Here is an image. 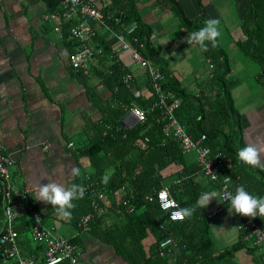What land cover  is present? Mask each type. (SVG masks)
Listing matches in <instances>:
<instances>
[{"label":"crops","instance_id":"crops-1","mask_svg":"<svg viewBox=\"0 0 264 264\" xmlns=\"http://www.w3.org/2000/svg\"><path fill=\"white\" fill-rule=\"evenodd\" d=\"M55 1L0 0V141L14 159L9 169L10 179L17 187L29 188L32 200L46 215L45 221L54 224L59 235L78 240L81 264H129L101 241L93 228L89 232L81 231L60 217L50 204L35 200L33 185L37 181L41 184L56 181L69 186L76 179L82 180L86 173L97 175L96 166L87 156H76V149L89 142L84 131V114L97 120L99 112L88 100L85 87L71 75L70 37L64 38V33L54 30L53 22L44 20V15L52 12L49 4ZM135 1L142 21L152 28V44L167 62L169 71L187 93L197 94L201 84H207L210 79L209 60L198 45L185 42L186 35L171 10L157 0ZM178 1L191 19L203 12L209 19H219L218 40L231 67L228 79L233 84L234 105L241 115L242 139L246 145L257 136L264 137L262 67L237 46V42L246 40L238 14L247 7V0ZM96 29L108 42L112 40L110 32ZM121 58L135 76L141 96H149L143 71L131 62L128 52H123ZM94 65L98 63L93 59L89 65V82L99 85V78L92 74ZM70 142L72 147L68 146ZM73 166L81 169V176L75 179L70 175ZM112 170H106L104 175ZM184 170L189 172L193 185L198 183L195 189H200V197L215 193L205 208L201 206L210 215L209 234L215 250L230 249L240 239L241 248L222 264H264V244L256 246L241 234V215L231 213L229 206L222 207L217 188L210 186L203 173L197 171L195 153H184L183 163L173 162L163 168L161 186H167L173 197L182 194L183 201L189 199L191 186L177 187L185 179L179 176ZM122 189H116L113 197L117 192L123 193ZM113 197L110 199L115 206ZM154 241L152 232L146 231L142 241L146 251ZM174 242L171 238L169 245ZM169 245L160 247L162 256L170 253ZM171 260L174 258H168L167 262Z\"/></svg>","mask_w":264,"mask_h":264},{"label":"trees","instance_id":"trees-1","mask_svg":"<svg viewBox=\"0 0 264 264\" xmlns=\"http://www.w3.org/2000/svg\"><path fill=\"white\" fill-rule=\"evenodd\" d=\"M60 1L50 3L49 10H58ZM157 2L174 13L186 37L203 27L204 22L209 19L204 12L197 18H189L178 0ZM247 3V7L238 14L246 40L237 42V46L245 55L261 65L260 78L264 81V0H247ZM103 10L106 22L114 29L134 23L131 31L144 43L145 50L142 52L158 64L165 77L162 89L170 91L180 99L176 116L186 125L187 132L194 138L205 134L206 144L213 151L220 149L226 154V172L233 179V190L239 185H244L250 194L264 197V169L245 166L237 161L238 150L245 146L242 139L241 115L234 105L231 92L233 84L228 79L231 72L229 59L219 40L217 47L213 48L209 44L207 52L202 50L213 64L207 84H201L197 94L187 93L153 46L152 28L142 21L135 0H111L110 5ZM63 33L64 38L70 37L68 25L63 28ZM69 44H72L73 48L71 37ZM94 44L102 48L100 55L96 54L94 57L98 65H94L92 71V74L99 78L100 86L90 85V77L83 70L71 68L72 77L85 87L88 100L99 112L97 120L84 114V131L89 142L76 149V156H87L92 165L96 166V176H102L106 174V170L112 168L111 174L107 175L110 177L108 182H102L106 186L107 195L112 198L114 191L125 185L132 189L129 200L134 208L132 213H128L126 206L121 203L117 206L119 212L115 216L116 220L109 216L96 219L92 223L96 236L114 248L116 255L122 256L129 264H222L229 260L233 251L241 248L240 239L230 249L221 252L215 250L214 241L209 234L210 215L198 206L200 189H195L198 183L193 185L189 172L184 170L179 175L185 179L180 180L177 187L190 185L192 196L184 201L182 194L174 198L180 208H195L192 215L182 221H173L168 213L160 209L156 191L162 187L161 170L173 162L183 163L184 152L176 141L165 139L162 135V122L157 121L160 118L158 110L152 108L155 94L148 80L145 81L150 94L142 97L135 76L117 56L111 55L112 47L105 37L102 34L96 35ZM127 73L131 74V78L125 83L123 79ZM99 87L106 88L108 92L101 93ZM132 104L145 109L147 119L127 129L122 121ZM198 115L201 116L200 120H197ZM146 134L149 137L148 142L144 141ZM196 169L203 173L197 162ZM208 182L210 186L217 188V183L210 180ZM74 183H82V180L76 179ZM146 197H151V200ZM122 198L128 196L123 193ZM73 203L76 207L71 210L72 217L68 221L78 228L81 217L91 212L92 208L86 194ZM222 204V207L229 206L225 202ZM255 219L260 227H264V217ZM20 220L17 230L24 254L35 257L36 264H43L42 247L34 243L30 236V217L24 214ZM106 220L110 223H104ZM146 231L152 232L155 237L154 243L147 251L142 243ZM241 234L244 235V232ZM168 237L175 242L168 247L170 253L162 256L160 243ZM72 241L78 243L76 239ZM171 257L174 260L167 262Z\"/></svg>","mask_w":264,"mask_h":264},{"label":"built area","instance_id":"built-area-1","mask_svg":"<svg viewBox=\"0 0 264 264\" xmlns=\"http://www.w3.org/2000/svg\"><path fill=\"white\" fill-rule=\"evenodd\" d=\"M98 1L61 0L58 10L44 15L45 21L53 22L54 30L58 34L63 33L65 25L69 26V35L74 43L69 56L70 67L75 70L81 69L88 75L91 61L96 54L100 55L102 51L100 46L94 44V38L99 34L96 28L100 27L104 31L110 32L113 36L112 40L109 41L112 47L111 55L117 56L122 61L121 54L128 52L131 62L145 74L146 80H148L155 94L152 108L158 110L160 118L157 121L162 122L161 132L164 138L176 141L184 153L193 152L196 154V162L201 167L205 177L213 183H217L220 201L230 205V198L235 194V191L232 187L233 179L226 172V154L220 149L213 151L206 144L205 134L194 138L187 132L186 125L180 122L176 116L180 101L173 93L162 89L161 85L165 77L158 64L142 52L145 50L144 43L140 42L139 37L133 35L131 31L134 23L130 26L122 25L114 29L106 22L103 10L104 7L110 5L111 0ZM113 41L116 43H112ZM208 63L212 70L213 64L210 61ZM130 78L131 74L127 73L123 80L127 83ZM103 91L108 92L106 88ZM127 111L128 113L122 121L127 129L147 119V111L137 104H132ZM200 119L201 116L198 115L197 120ZM144 141H149L147 135L144 136ZM68 146L72 147L73 143H68ZM13 163V157L0 141V264L37 263L35 257L24 254L20 243L17 226L24 214H27L31 220L30 236L32 241L42 247L43 264H60L64 261L72 264L73 260L76 264H81L80 245L74 243L70 238L59 235L56 226L45 221L46 215L42 208L32 200L29 188L17 187L11 181L9 169ZM103 176L105 175L96 176L86 173L82 178V184L86 189L85 194L92 210L81 217L78 223V228L81 231H91L92 223L100 217H115L119 212L117 206L121 203L126 206L128 213L134 211L129 200L132 189L125 185L122 187L123 193L128 196L124 199L122 198L123 193H115L113 201L116 208H114L112 200L107 195L106 186L102 183ZM165 197L170 205L167 210L162 207ZM156 200L160 209L168 213L170 219L171 213L180 208L179 203L171 195L167 186H162L156 191ZM241 217V231L244 232L246 239H249L256 246L263 245L264 227H260L255 218ZM104 223L109 224L108 220ZM169 241L171 243V238L163 240L160 247L164 249L170 244Z\"/></svg>","mask_w":264,"mask_h":264},{"label":"clouds","instance_id":"clouds-1","mask_svg":"<svg viewBox=\"0 0 264 264\" xmlns=\"http://www.w3.org/2000/svg\"><path fill=\"white\" fill-rule=\"evenodd\" d=\"M220 36L219 19H208L199 30L189 33L185 38V42L188 45L196 44L201 50L207 52L209 44L213 48L218 46V38ZM262 158H264V137L261 136H257L254 141L246 144L237 152V161L249 167L264 169ZM70 175L74 179L80 177L81 169L76 166L71 167ZM109 179L110 177L105 175L102 177V182L106 184ZM33 187L35 189V200L50 204L60 217L67 220L71 219V210L76 207L73 201L82 199L86 191L82 183H72L69 186H65L56 181L47 182L46 184H41L40 181H37ZM214 195L215 193L203 194L199 199L198 206H204L205 208ZM146 198L151 200V197ZM162 207L165 210L170 207L166 197L162 202ZM229 207L231 213L244 217H264V197L250 194L244 185L236 187L235 194L230 198ZM194 211L195 208H179L178 211L171 213V219L182 221L190 217ZM72 264H76V262L73 260Z\"/></svg>","mask_w":264,"mask_h":264},{"label":"rangeland","instance_id":"rangeland-1","mask_svg":"<svg viewBox=\"0 0 264 264\" xmlns=\"http://www.w3.org/2000/svg\"><path fill=\"white\" fill-rule=\"evenodd\" d=\"M193 153V152H192ZM227 161H228V158H227ZM228 163V162H227Z\"/></svg>","mask_w":264,"mask_h":264}]
</instances>
